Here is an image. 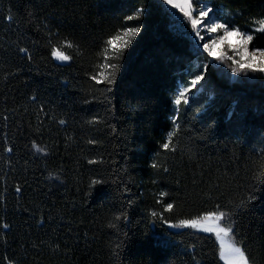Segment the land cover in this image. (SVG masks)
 Returning a JSON list of instances; mask_svg holds the SVG:
<instances>
[{"label":"trees","instance_id":"trees-1","mask_svg":"<svg viewBox=\"0 0 264 264\" xmlns=\"http://www.w3.org/2000/svg\"><path fill=\"white\" fill-rule=\"evenodd\" d=\"M205 1L264 21V0ZM191 34L163 0H0V264H223L211 235L169 227L211 211L264 264V82L219 76Z\"/></svg>","mask_w":264,"mask_h":264},{"label":"snow or ice","instance_id":"snow-or-ice-1","mask_svg":"<svg viewBox=\"0 0 264 264\" xmlns=\"http://www.w3.org/2000/svg\"><path fill=\"white\" fill-rule=\"evenodd\" d=\"M165 5L170 6L172 9H178L180 13L183 14V17L187 18L191 23V29L194 33L193 39L203 40V36L200 34L198 27L202 24L208 23L207 31L210 33H219L222 30V34L218 35L216 39L211 40L210 43H203L202 47L204 52L208 57H215L217 60H222L225 56V51L221 50L220 55H217V48L220 45H228V49L235 53L236 56L239 57V60H235L233 57H229V59L233 60V63L238 64L240 70H251L253 72L264 73V48L253 47L251 51L249 50V45L252 44L256 37L252 34H247L244 31H241L238 28H232L230 25L226 23H216V22H207L204 18L208 17L209 12L212 11L211 8L206 10H201L199 12V19L193 18V4L190 0H163ZM129 20H132L133 17L129 16ZM261 27L259 29L260 32L264 33V21L260 22ZM141 29L139 27H129L124 36L127 39H122L120 36H115L107 40V44L109 46H113L117 41H122V46L120 48H112L113 52L122 53L129 44H131L132 39L139 33ZM235 37L237 43L232 45L229 43L230 38ZM201 45H197L199 48ZM71 47V45H68ZM20 51L22 53H27L28 50L21 48ZM51 56L53 59L60 62H68L72 59L71 56L66 54L65 52L53 48L51 50ZM30 58V57H29ZM107 59V57H106ZM105 67L109 69H115V65H106ZM205 71L207 70V65L204 66ZM231 71L236 74L238 72L237 67H232ZM97 76H93L91 79L97 84H104L111 86L115 83L114 72L108 71L107 73L101 71ZM205 80L204 75L197 74L190 81L192 87H196L202 81ZM185 92L181 91L179 97L174 101L176 105L181 104V97H184ZM184 103L187 104L188 101L185 99ZM61 124L64 123L63 120L60 121ZM172 133H169L168 142L163 144L164 150H168L170 147V143L172 141ZM10 151V150H9ZM95 161H89V163H94ZM155 167V165H154ZM93 184H100L101 181L94 180ZM16 191H20L19 188ZM174 205L172 203H167L164 211L171 212L173 210ZM153 216L156 215L155 212L152 213ZM223 212L211 211L207 212L202 216H197L195 219H185L181 220L179 224H172L169 227L172 228H188L195 229L202 233L212 234L215 236L216 240L220 245V255L221 258L224 259L225 264H250L249 258L245 255L244 250L237 245V243L232 239V229L226 226H223L221 221L223 219ZM116 219H120V217H116ZM109 227H115V225L110 224Z\"/></svg>","mask_w":264,"mask_h":264},{"label":"rangeland","instance_id":"rangeland-1","mask_svg":"<svg viewBox=\"0 0 264 264\" xmlns=\"http://www.w3.org/2000/svg\"><path fill=\"white\" fill-rule=\"evenodd\" d=\"M178 2H180V0H178ZM190 2L193 4V18H197L199 19V12L201 10H206L208 8H211L209 3L206 2L205 0H190ZM194 3H196V5L194 6ZM168 6V5H167ZM171 10H174V11H177L179 14H181L183 20H185V22L187 24L190 25L191 27V23L190 21L183 17V14L179 12L178 9H172L170 6H168ZM205 21L207 22H216V23H225V16L222 15V16H219V14H217V12L215 11H211L209 12V15L208 17L204 18ZM207 27H208V23H205V24H202L201 26L198 27V30L200 32V34L203 36V40H199V39H196L194 40L193 39V42L195 43V48H196V53H199L201 55H203L204 57H206L208 60H209V65L216 70L217 74L219 76H222L226 79H231L233 81H242V80H245V81H263L264 82V73H259V72H253L251 70H240L239 67H238V64H235L233 63V60L232 59H229V57H233L235 60H239V57L236 56L235 53L231 52L229 49H228V45H220L218 46L217 48V55L219 56L220 55V51L221 50H224L225 51V56L222 60H217L215 57H208L207 54L204 52L203 50V47H202V44L203 43H210L211 40L213 39H216L218 37V35H221L222 34V30L219 32V33H210L207 31ZM231 27V26H230ZM261 27V24H259L256 28H254L252 31L253 32H247V31H244L246 32L247 34H252L254 35L255 37L256 36V32L258 33H262L259 31ZM232 28H235V27H232ZM241 30V29H240ZM243 31V30H241ZM192 36H194V33L192 31ZM117 36H120L122 39H126V37L124 36V34H119ZM230 44L232 45H235L237 43L235 37H232L230 38V41H229ZM122 44V41H117L113 46H109L107 44V47H106V54L110 53L112 51V48L115 47H119L120 45ZM259 40L256 38L254 39V41L252 42L251 45H249V50L251 51V49L253 47H259ZM197 45H201L199 48H197ZM232 67H237L238 69V72L236 74H234L231 69ZM192 89V86L190 88H179L175 97H174V100H173V103L174 101L177 99V97H179V94L181 91H184L185 92V95L184 97H181V101H184L185 99L187 100L188 97H189V90ZM174 106H177L175 103H174ZM183 229H188V228H183ZM194 232H197V233H200V234H207V233H202V232H199L195 229H190ZM207 235H211L215 241L217 242L218 244V247H219V258L221 260V262L223 264H225V261L224 259L221 258V255H220V245H219V242L216 240L215 236L212 235V234H207Z\"/></svg>","mask_w":264,"mask_h":264},{"label":"clouds","instance_id":"clouds-1","mask_svg":"<svg viewBox=\"0 0 264 264\" xmlns=\"http://www.w3.org/2000/svg\"><path fill=\"white\" fill-rule=\"evenodd\" d=\"M46 179L49 181L57 180L62 182L60 175L55 172H49L46 176Z\"/></svg>","mask_w":264,"mask_h":264}]
</instances>
